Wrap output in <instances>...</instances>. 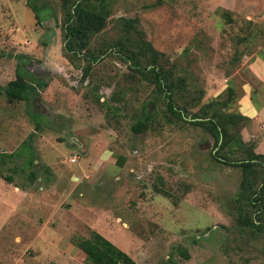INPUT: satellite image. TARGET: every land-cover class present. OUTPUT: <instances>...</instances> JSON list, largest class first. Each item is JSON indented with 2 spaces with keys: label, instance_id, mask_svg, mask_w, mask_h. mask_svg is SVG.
<instances>
[{
  "label": "rangeland",
  "instance_id": "rangeland-1",
  "mask_svg": "<svg viewBox=\"0 0 264 264\" xmlns=\"http://www.w3.org/2000/svg\"><path fill=\"white\" fill-rule=\"evenodd\" d=\"M109 1L106 35L117 34L120 17L137 18L195 95L203 91L200 103L186 119L170 113L113 54L82 80L62 54L57 0L37 2L40 24L27 0H0V264H91L73 239L92 231L136 264H264V234L236 221L241 169L212 156L213 133L191 116L230 89L223 113L241 112L249 93L264 106L248 53L264 45V22L229 24L215 10L221 0ZM18 62L47 86L9 101L2 89ZM236 131L264 153V110Z\"/></svg>",
  "mask_w": 264,
  "mask_h": 264
},
{
  "label": "trees",
  "instance_id": "trees-1",
  "mask_svg": "<svg viewBox=\"0 0 264 264\" xmlns=\"http://www.w3.org/2000/svg\"><path fill=\"white\" fill-rule=\"evenodd\" d=\"M39 1L47 6V0L26 2L38 24L41 23L40 11L44 9H40L37 4ZM57 2L63 39L62 54L81 69L82 80L89 76L93 66L113 54L129 70L158 89L170 113L186 119L187 110L200 103L203 91H200L199 96L195 95V87L188 81L187 73L180 75L181 68L170 63L164 53L152 46L138 26L137 18L120 17L117 34L107 36L104 29L110 14L109 0ZM225 15L228 16V12ZM46 86V82L36 79L32 72L18 62L15 78L8 81L2 90L9 101L30 100L32 96L39 94V88ZM231 98L230 89L226 100L218 96L214 101L202 105L200 113L191 116L194 124L207 127L213 133L215 142L212 151H216L212 156L218 162L241 169L238 204L235 205L239 227L251 234H264V153L255 152L237 134L239 131L236 128L239 124L244 126L247 116L240 112L223 113L220 106ZM148 112L145 106L146 115L139 122L143 128L150 118ZM31 115L37 118V115ZM73 242L91 264H136L126 252L96 231H92L88 238H75ZM188 256L185 254V258Z\"/></svg>",
  "mask_w": 264,
  "mask_h": 264
},
{
  "label": "crops",
  "instance_id": "crops-1",
  "mask_svg": "<svg viewBox=\"0 0 264 264\" xmlns=\"http://www.w3.org/2000/svg\"><path fill=\"white\" fill-rule=\"evenodd\" d=\"M250 6L251 3L249 0H221L215 10L216 12H218L220 9L226 10V12H228L229 18L227 15L225 16L229 24H233L236 18L239 20L243 17H245L247 20H256L255 22H264V0H261V3H259V6H262L263 11H258V14L255 13L257 7L251 9ZM256 39L257 37L253 36L249 42V45L251 46V44H253ZM248 53L250 54L249 57L251 58V61H249V67L256 78L262 83V86H264V45L256 46L255 49H250ZM255 100L256 95L250 96V93L247 96L244 95V98L241 100L240 113L250 118L252 124H256L260 119L263 118L264 106L261 104V102H257Z\"/></svg>",
  "mask_w": 264,
  "mask_h": 264
}]
</instances>
